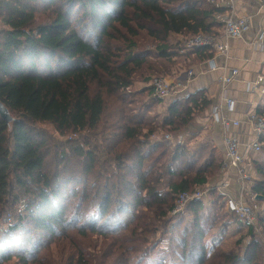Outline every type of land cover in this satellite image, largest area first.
I'll list each match as a JSON object with an SVG mask.
<instances>
[{
	"label": "trees",
	"instance_id": "16d2710c",
	"mask_svg": "<svg viewBox=\"0 0 264 264\" xmlns=\"http://www.w3.org/2000/svg\"><path fill=\"white\" fill-rule=\"evenodd\" d=\"M214 1L0 0V101L11 114L0 115V224L14 218L0 264H183L192 226L170 213L181 193L217 180L222 160L192 169L184 147L153 139L167 120L148 84L181 53L214 56L184 43L218 33L227 8ZM190 102L185 121L211 105L204 94ZM210 196L194 203L204 264H264V212L257 234Z\"/></svg>",
	"mask_w": 264,
	"mask_h": 264
},
{
	"label": "crops",
	"instance_id": "0c3cea01",
	"mask_svg": "<svg viewBox=\"0 0 264 264\" xmlns=\"http://www.w3.org/2000/svg\"><path fill=\"white\" fill-rule=\"evenodd\" d=\"M219 0H217L218 2ZM230 0H220L219 3L228 2ZM232 7L222 6L227 8L226 12L231 10L238 17H250L251 29L243 38H231L227 41L223 37V27L217 31V35L222 36L230 46V52L227 56L215 53L210 59L199 60L194 55L189 56L187 54H180L178 58V64L174 66L173 70L167 77L173 79L175 82H179L183 87L181 95L172 96L164 101L161 100V107L164 106L165 102L170 101L174 106L175 104L182 106H191V102L195 97L204 94L206 98L212 103L217 102L221 99L222 93L227 97L235 100L234 112L224 111L222 115L229 116L233 121H241L242 126L239 129L232 128L233 133H239L240 140L243 144V152L245 153L246 166L249 167L251 157L257 155L253 152L246 151L247 145L252 143L256 139V133L247 123V116L251 114H258L259 109L264 108V98L258 96V94L252 93L249 90V85L254 81L257 76L264 69V50H262L256 42L257 34L261 29H264V10L260 13H256L255 9L258 4V0H232ZM218 3V5H219ZM220 6V5H219ZM182 40L183 38L177 37ZM187 55V56H186ZM191 57V58H190ZM237 69L240 71L237 79L228 86L227 89L223 88L222 78L229 75L230 71ZM193 71L195 76L190 78L188 73ZM151 86V82L148 84ZM211 105L205 112L197 113L195 120L188 125L185 132L182 134H174L171 136L172 140L167 143L176 148L184 147L186 152L181 158V163L184 166L192 169H200L208 165L214 159L222 158V151L224 150V137L230 131L222 123L218 122L215 114L213 115ZM160 106V105H159ZM166 112H173L170 107H165ZM164 137H160V134L154 136V140L163 142ZM194 143H196V149L193 150ZM190 152V153H188ZM204 155L201 156V153ZM217 153V154H216ZM222 160V159H221ZM198 164V167H193ZM203 164V165H200ZM221 170V169H220ZM220 172L218 174L217 181L220 178ZM233 187L236 193L240 190V184L236 183V178L233 176ZM210 179L208 184L215 183ZM211 197V196H210ZM210 203V202H209ZM212 205H208L211 207ZM196 209L195 206L192 210ZM197 210V209H196ZM210 210V209H209ZM200 209L197 210L198 219H200ZM206 212L208 210L206 209ZM194 217V214H193ZM198 224L201 227L200 220Z\"/></svg>",
	"mask_w": 264,
	"mask_h": 264
},
{
	"label": "built area",
	"instance_id": "2783aa9c",
	"mask_svg": "<svg viewBox=\"0 0 264 264\" xmlns=\"http://www.w3.org/2000/svg\"><path fill=\"white\" fill-rule=\"evenodd\" d=\"M218 4V2L214 1ZM220 6L232 7L233 1L219 3ZM264 10V0H258L256 13ZM218 20L223 27V37L227 41L231 38H243L251 29L250 17H238L231 10L225 14L218 16ZM223 40L222 36L217 34L199 33L190 36L185 43L186 50L207 47L214 53H219L227 56L230 52L229 44ZM257 45L264 50V29H261L257 34ZM240 71L233 69L229 75L222 78L221 82L224 89H227L239 76ZM190 78L195 76L193 71L188 73ZM153 96L160 100L171 98L172 96L181 95L183 87L179 82L165 76L154 77L151 81ZM249 90L252 93L258 94L264 98V69L249 85ZM235 100L227 97L222 93V97L217 102L212 103L211 110L218 122L226 126L230 131L224 137V150L222 151V166L220 178L212 184H206L202 187H197L193 191L181 193L170 213L171 217L177 219L185 215L192 209L196 201L206 199L209 200L212 192L216 191L224 198L226 211L234 215L244 226L253 227L256 232H260L259 223L260 215L264 211V201L257 200L258 195L253 192L254 181H251L249 168L246 166L245 153L243 152V144L240 140L239 133H233L231 129L234 127L239 129L242 125L241 121H233L229 116L222 115L224 111L234 112ZM247 123L256 133V139L247 145L246 151L256 154L262 153L263 143L261 137L264 134V116L251 114L247 116ZM165 141H171L170 134H166ZM233 176L236 178V183L240 184V190L236 193L233 187ZM14 222L12 214L6 215V222L0 224V232L5 230Z\"/></svg>",
	"mask_w": 264,
	"mask_h": 264
},
{
	"label": "rangeland",
	"instance_id": "374dc122",
	"mask_svg": "<svg viewBox=\"0 0 264 264\" xmlns=\"http://www.w3.org/2000/svg\"><path fill=\"white\" fill-rule=\"evenodd\" d=\"M144 39V37L140 38V40ZM177 39V38H176ZM183 41V39L181 40ZM184 43H186V40H184ZM142 47L144 46V43H142L141 45ZM161 76V75H158ZM93 89H95V86H93ZM164 101V100H162ZM165 107H170L173 109V112H167L164 113V111L166 112V109L163 110V108ZM164 106L158 107L157 112L161 115V119H165L167 120L166 125H165V129L161 130L159 132L160 137H164L166 134H170L171 136H173L174 134H180L182 136V134L185 132L186 130V126L185 123H192L193 120H195V116L197 114H195L194 116L189 117V119H187L186 121L183 119V116H185L186 111H187V107L175 104L174 106L170 103V101L165 102ZM189 120V121H188ZM43 127V129L47 132H49L51 135L56 136V133L54 131V127L52 125H45V126H41ZM177 132V133H176ZM194 148H192L193 150H197L196 149V143H194ZM200 151L197 150V153H199ZM190 153V152H188ZM217 154V153H216ZM204 155V152L201 153V156ZM222 159V158H221ZM259 161L262 162L264 161V153H260L257 155H253L251 157V161L249 164V170H250V174H251V181H254V183H256V181H258L259 177L258 174L256 173V162L255 161ZM203 165V164H200ZM199 165L196 164V166L194 165L193 167H198ZM213 181H217L216 178L212 179ZM264 201V200H263ZM264 206V204L262 205V207ZM17 214L15 215V218H17L18 216V208L15 209ZM198 213L196 209L193 208V210L191 209L190 211H188L185 215H183L182 217H180L183 221L184 224H190L192 226V231L187 235L186 237V243L184 246V250H183V254H184V262L183 264H204L207 258V249H206V245H205V234L204 231L202 230V228L200 227V225L198 224V218L197 214ZM213 212V211H212ZM264 212V211H263ZM262 212V213H263ZM12 214L11 212H8L7 215ZM194 214V217H193ZM180 221H178L179 223ZM176 225V224H175ZM180 228L182 229V222L180 223ZM260 229V228H259ZM261 232V231H260ZM260 232H256L257 234H260ZM169 235L166 236V239H168ZM169 243L167 242V245ZM168 247V246H167ZM168 258L171 259V254L168 253Z\"/></svg>",
	"mask_w": 264,
	"mask_h": 264
},
{
	"label": "water",
	"instance_id": "95a60500",
	"mask_svg": "<svg viewBox=\"0 0 264 264\" xmlns=\"http://www.w3.org/2000/svg\"><path fill=\"white\" fill-rule=\"evenodd\" d=\"M0 115L5 119V120H11V114L9 112V110L2 104V102L0 101ZM257 200H264V197L262 196H258Z\"/></svg>",
	"mask_w": 264,
	"mask_h": 264
},
{
	"label": "bare ground",
	"instance_id": "6f19581e",
	"mask_svg": "<svg viewBox=\"0 0 264 264\" xmlns=\"http://www.w3.org/2000/svg\"><path fill=\"white\" fill-rule=\"evenodd\" d=\"M155 77H157V76H155Z\"/></svg>",
	"mask_w": 264,
	"mask_h": 264
}]
</instances>
